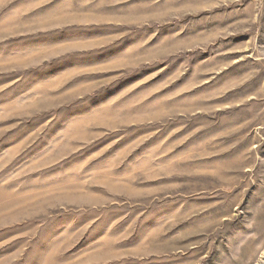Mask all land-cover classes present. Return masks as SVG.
I'll return each instance as SVG.
<instances>
[{"label": "rangeland", "instance_id": "obj_1", "mask_svg": "<svg viewBox=\"0 0 264 264\" xmlns=\"http://www.w3.org/2000/svg\"><path fill=\"white\" fill-rule=\"evenodd\" d=\"M53 3L0 0V264H264V0Z\"/></svg>", "mask_w": 264, "mask_h": 264}, {"label": "snow or ice", "instance_id": "obj_2", "mask_svg": "<svg viewBox=\"0 0 264 264\" xmlns=\"http://www.w3.org/2000/svg\"><path fill=\"white\" fill-rule=\"evenodd\" d=\"M133 2H135V0H133ZM160 2L162 3L163 0H160ZM245 2H246V3H250L251 0H245ZM62 4H63V0H54V3H53V5H52V7H53V8H57V7L62 6ZM126 6H131V4L126 5Z\"/></svg>", "mask_w": 264, "mask_h": 264}]
</instances>
